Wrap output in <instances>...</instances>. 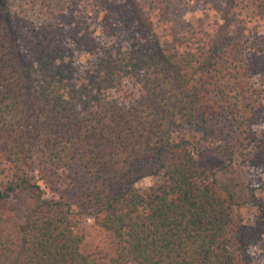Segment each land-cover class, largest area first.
Returning a JSON list of instances; mask_svg holds the SVG:
<instances>
[{
  "label": "trees",
  "instance_id": "obj_1",
  "mask_svg": "<svg viewBox=\"0 0 264 264\" xmlns=\"http://www.w3.org/2000/svg\"><path fill=\"white\" fill-rule=\"evenodd\" d=\"M125 1L137 39L107 46L79 23H39L0 0V264H264V250L249 252L264 234V201L250 185L256 213L236 218L179 137L224 118L240 134L242 162L264 164V86L255 82L264 45L232 41L228 24L159 39L138 2ZM256 11L264 15V0ZM254 143L253 154L242 151ZM145 163L161 176L141 192ZM70 165L86 177L74 204L45 198L37 180ZM85 216L114 239L109 262L80 251Z\"/></svg>",
  "mask_w": 264,
  "mask_h": 264
},
{
  "label": "rangeland",
  "instance_id": "obj_2",
  "mask_svg": "<svg viewBox=\"0 0 264 264\" xmlns=\"http://www.w3.org/2000/svg\"><path fill=\"white\" fill-rule=\"evenodd\" d=\"M145 11L152 26V31L159 39L185 35L194 39L205 35H217L222 25L228 24L229 37L232 41L264 45V15H258V0H136ZM17 8L28 11V16L36 22H48L62 26L79 23L88 28L101 45H124L137 39L131 27L126 26L130 7L125 0H12ZM87 57L80 56L84 63ZM258 86H264V75L255 78ZM128 89L132 86L127 84ZM118 97L117 93L111 94ZM212 131L201 127L185 128L179 137L188 142V147L201 169L205 171L204 182L213 185L224 197L230 198L236 218L243 222L252 221L256 213L248 189L255 188L257 200L264 190V164L254 170L248 162H242L239 155L241 148L237 144L239 132L224 118L212 122ZM263 127L256 129L258 140L263 138ZM175 138V137H174ZM252 154L255 143L249 149L242 150ZM251 155L246 157V160ZM144 177L136 187L144 192L160 180L161 174L155 175V168L150 164L141 165ZM8 171V165L0 155V172ZM264 176V175H263ZM3 176L0 175V180ZM85 175L75 165L47 173L44 180H37L44 197L70 200L74 204L78 190L85 186ZM250 180V182H249ZM71 199L67 196L72 195ZM15 198L10 202L14 203ZM29 203L16 206V213L26 214ZM75 209V205H73ZM80 232L83 241L80 251L101 262H109L116 255V243L112 236L101 228L93 217L85 216L80 220ZM264 250V234L257 244L250 247V254L258 255Z\"/></svg>",
  "mask_w": 264,
  "mask_h": 264
},
{
  "label": "crops",
  "instance_id": "obj_3",
  "mask_svg": "<svg viewBox=\"0 0 264 264\" xmlns=\"http://www.w3.org/2000/svg\"><path fill=\"white\" fill-rule=\"evenodd\" d=\"M264 167V166H263ZM264 173L261 174V180L264 181ZM256 191V190H255ZM263 193L261 194V197L264 199V190L262 191ZM256 196H258V194L254 193Z\"/></svg>",
  "mask_w": 264,
  "mask_h": 264
}]
</instances>
